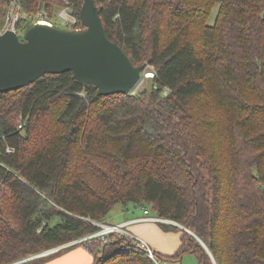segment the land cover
I'll return each instance as SVG.
<instances>
[{
  "label": "trees",
  "instance_id": "obj_1",
  "mask_svg": "<svg viewBox=\"0 0 264 264\" xmlns=\"http://www.w3.org/2000/svg\"><path fill=\"white\" fill-rule=\"evenodd\" d=\"M67 2L84 27L83 0ZM95 3L107 37L153 66L151 85L104 96L63 72L0 92V147H14L0 154V264L100 230L117 202L189 228L216 264H264V0ZM181 231L155 255L213 264ZM104 239L18 264L72 246L90 264H154L132 237Z\"/></svg>",
  "mask_w": 264,
  "mask_h": 264
},
{
  "label": "water",
  "instance_id": "obj_2",
  "mask_svg": "<svg viewBox=\"0 0 264 264\" xmlns=\"http://www.w3.org/2000/svg\"><path fill=\"white\" fill-rule=\"evenodd\" d=\"M79 18L84 26L79 30L35 22L26 28L22 39L10 29L0 32V92L22 88L46 74L71 72L77 81L93 85L98 95L132 93L146 65H134L122 47L107 37L95 0H83ZM168 222L194 235L183 225ZM195 237L216 264L205 243Z\"/></svg>",
  "mask_w": 264,
  "mask_h": 264
},
{
  "label": "rangeland",
  "instance_id": "obj_3",
  "mask_svg": "<svg viewBox=\"0 0 264 264\" xmlns=\"http://www.w3.org/2000/svg\"><path fill=\"white\" fill-rule=\"evenodd\" d=\"M12 2L16 3V5L19 7V10H20L19 13L22 15V19L20 20V22L18 23V26H17V31H18V35H19L20 39L23 38V33L26 30V28L28 26H30V25H28L26 27V25L29 23L28 21L32 20L31 19V17H32L31 12L32 11L34 12V14H33V17H34L40 9H45L47 11L48 16L53 18L54 25H56L60 28H63V29H69V27L67 25L62 23L63 20L58 16L59 12L63 9H67V11H69L71 14L74 13V12H72L74 2H67V0H31L29 2H27L26 0H0V27H2L5 23V20H6L8 12L11 8ZM45 6H47V8ZM216 10H217V4L214 5L212 14L208 18V23L213 22V19H214L215 14H216ZM76 25L82 27L80 24H76ZM150 72H154L153 66L152 65H146V68L143 71V74H142L140 81L137 83L135 88L132 90V94H136V93L140 92L142 89L148 88L151 85L152 81H151V77H149ZM13 121L15 124H18V122H19L18 116H16L15 119H13ZM121 207H122L121 203H119V202L115 203L112 206L109 213L107 214L106 220L104 223L118 224L119 222H121V220H123L125 218L124 217V210ZM132 209H133V211H137L140 208L136 207V208H132ZM154 223H157L161 227V229L165 232L177 233L180 230L179 228H181V227H178L175 225L172 226L173 224L168 223V222H164V221L154 222ZM164 223H166L165 226L163 225ZM185 228L190 230L187 227H185ZM124 229L127 232L131 233V231L127 227H124ZM182 230L186 231L183 228H182ZM186 232L188 234L192 235L193 237L197 236L194 232H193L194 235L188 231H186ZM134 249H136V248H134ZM209 257H210V255H209ZM23 259H25V258H23ZM210 259H211V257H210ZM211 261H212V259H211ZM212 263H213V261H212ZM164 264H199V261H198L197 256L194 253L185 252L184 254H182L180 260L171 261V262L165 261Z\"/></svg>",
  "mask_w": 264,
  "mask_h": 264
},
{
  "label": "built area",
  "instance_id": "obj_4",
  "mask_svg": "<svg viewBox=\"0 0 264 264\" xmlns=\"http://www.w3.org/2000/svg\"><path fill=\"white\" fill-rule=\"evenodd\" d=\"M19 7L16 5L15 2H12L11 8L7 14L5 23L2 27H0V32H3L6 29H10L16 32V34L18 35V31H17V26L18 23L20 22V20L22 19V15L19 13ZM62 20L65 25H67L69 27V29H75V30H79L82 29L83 27L77 26L76 24H78L79 19L72 13H70L69 11H67V9H63L59 12L58 15ZM34 18V23L35 22H41V23H47L50 25H54L53 23V18L48 16V13L45 9H40L36 15L33 17ZM19 36V35H18ZM149 77L153 76V72L149 73ZM21 125L19 124V127ZM4 140V135L0 136V142ZM2 149L4 150L5 153L10 154L14 152V147L4 143ZM2 149L0 147V154L2 152ZM141 208V207H140ZM141 221H153V222H160V221H164V222H168V219L165 218H161L157 215L154 214H150V210L145 207L142 208V216L139 217H135L131 220L128 221H124L118 224H112V223H104V222H99L96 223L98 226H100V230L93 232L89 235L83 236L81 238L72 240L70 242H67L65 244L60 245L61 247H65L68 245H72L74 243L77 242H81L84 240H88V239H102L103 241H105V236H107L109 233L112 232H119L122 233L126 236H129L130 234L124 229V227H126L128 224L133 223V222H141ZM169 223V222H168ZM132 237L133 236H129ZM134 241L139 244V248H136L135 250H142L149 258L152 259L154 264H164L165 261L162 259H159L156 255L155 252L151 249V247L148 246V244L146 242H144L143 240L140 239H136L133 238ZM60 247V248H61Z\"/></svg>",
  "mask_w": 264,
  "mask_h": 264
},
{
  "label": "crops",
  "instance_id": "obj_5",
  "mask_svg": "<svg viewBox=\"0 0 264 264\" xmlns=\"http://www.w3.org/2000/svg\"><path fill=\"white\" fill-rule=\"evenodd\" d=\"M132 208L136 207L122 208L125 218L121 222L142 216V208L139 207L140 209L137 211H133ZM150 214L154 213L150 210ZM126 227L131 231V233L128 232L129 236L143 240L154 252L163 256L172 255L181 245L182 228H179L180 230L177 233L165 232L153 221L133 222ZM92 239L98 240V238ZM92 259L93 255L85 247L72 246L46 259L43 264H90Z\"/></svg>",
  "mask_w": 264,
  "mask_h": 264
},
{
  "label": "clouds",
  "instance_id": "obj_6",
  "mask_svg": "<svg viewBox=\"0 0 264 264\" xmlns=\"http://www.w3.org/2000/svg\"><path fill=\"white\" fill-rule=\"evenodd\" d=\"M143 74V73H142Z\"/></svg>",
  "mask_w": 264,
  "mask_h": 264
}]
</instances>
